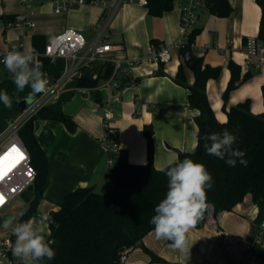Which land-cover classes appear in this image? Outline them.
<instances>
[{
	"label": "crops",
	"instance_id": "0c3cea01",
	"mask_svg": "<svg viewBox=\"0 0 264 264\" xmlns=\"http://www.w3.org/2000/svg\"><path fill=\"white\" fill-rule=\"evenodd\" d=\"M49 1L34 0L32 27L6 26L0 19V48H5L9 40L22 41L25 49L32 48L33 34L44 35L47 43L65 29H73L88 43L98 38L110 42L115 48L105 56L118 58L120 62L118 66L110 60L82 62L75 73L67 74L68 61L58 57L43 70L48 80L43 92L33 93L30 86L19 90L13 84L16 105L19 100L31 97V103L63 112L75 123L74 130H69L57 120L35 118L32 122L34 136L48 159L44 190L34 214L37 217L29 218L37 221L43 213L57 210L64 195L76 188L93 186L99 193L111 188L107 152L100 143L104 133L101 122L104 107L111 111L109 121L116 131L119 151L114 155L125 154L133 164L147 162L146 126L151 133L154 129L153 164L157 169L168 161H177L180 152H192L196 145L193 133L197 132L194 116L198 111L187 106L188 90L174 80L180 65L187 82L191 84L194 79L192 70L183 66L178 49H171V58L166 64L148 60L152 45H171L179 37L180 0H175L172 9L160 16L149 14L144 0H105V6L73 3L58 13ZM229 2L232 12L226 17L208 12L205 3L199 8L195 27L200 31L192 44V52L202 57L204 64L221 68L220 75L206 83L210 106L219 121L226 120L221 110V93L229 78L227 61L230 58L241 66L242 72L251 70L254 74L234 92L230 103L249 97L252 113L263 111L264 59H243V39L257 36L260 7L255 0ZM23 11L19 0H0V15L15 16ZM126 59L136 60L137 64L129 68ZM108 66L111 73L103 77ZM159 69L163 74H156ZM81 75L97 78L96 86H77L76 78ZM5 77L4 65H1L0 83ZM108 79L110 83L106 85ZM3 108L6 119L0 124V132L22 110L13 105L10 108L1 105L0 109ZM12 207L11 204L5 207L0 216L15 215ZM257 213L258 207L250 194L231 210L217 212L215 217L212 205L207 203L204 222L187 234V253L172 249L169 241L156 239L151 230L143 236L141 246L136 244L126 249L124 264H264L253 251L256 246L264 252V215L256 221ZM218 229L238 240L231 245L222 243ZM46 231L50 233L49 227ZM246 242H252V254L246 250Z\"/></svg>",
	"mask_w": 264,
	"mask_h": 264
},
{
	"label": "trees",
	"instance_id": "16d2710c",
	"mask_svg": "<svg viewBox=\"0 0 264 264\" xmlns=\"http://www.w3.org/2000/svg\"><path fill=\"white\" fill-rule=\"evenodd\" d=\"M174 1L144 0L143 5L149 14L160 16L172 9ZM255 1L260 7L256 38L264 47V0ZM204 3L208 12L219 17L229 16L232 12L229 0H204ZM14 17L0 15L3 23L12 21ZM199 31V28L193 27L187 34L185 43L178 49L180 55L192 50V44ZM245 42L244 38L243 43ZM45 44L44 35H32V48L40 54L38 59L43 65L42 71L50 63L47 57L42 56ZM227 68L229 78L221 93V110L226 114V123L215 117L210 106L206 83L213 75L210 72L211 67L203 63L202 57H199L191 69L194 76L191 84L187 82L184 73L177 71L174 80L188 90L187 106L198 113L194 116L197 126L195 149L192 152H180L176 162L185 158L192 159L203 163L211 173L213 186L207 190L206 203L212 205L213 217L221 210H231L246 194H250L253 203L258 207L256 221H259L264 215V83L261 84L263 111L254 114L249 97L234 104L230 103L231 96L241 84L252 78L253 72H242L241 66L231 58L227 61ZM4 70L6 77L0 83V90L7 91L12 98V105L20 110L13 99V82L5 67ZM110 73L111 68L108 66L103 77H108ZM156 74L161 75L163 71L159 69ZM76 84L81 87H93L97 84V78L91 79L81 75L76 78ZM35 118L57 120L69 130L75 128V123L68 115L43 105L19 129V136L29 152L30 162L35 170V179L29 206L21 213L17 223L27 221L35 214L48 171V159L32 129ZM146 129L149 130L146 135V163L133 164L127 161L125 154L115 156L110 153L112 164L108 178L113 186L106 193L97 192L93 186L76 188L64 195L57 210L48 213L50 235L47 240L55 249L56 255L53 260L45 258L41 261L42 264H119L122 250L136 245L146 233L154 229L151 223L155 215L154 208L166 195L168 178L153 164L154 145L151 129L149 126H146ZM225 129L236 136L234 147L245 152L246 166L237 161L235 167H229L224 160L205 152L204 137L215 132L222 133ZM204 220L202 216L196 225H200ZM143 249L151 254L145 246ZM253 251L264 262V252L256 246H253Z\"/></svg>",
	"mask_w": 264,
	"mask_h": 264
},
{
	"label": "built area",
	"instance_id": "2783aa9c",
	"mask_svg": "<svg viewBox=\"0 0 264 264\" xmlns=\"http://www.w3.org/2000/svg\"><path fill=\"white\" fill-rule=\"evenodd\" d=\"M24 7V11L15 15L14 19L6 23V26H15L26 28L34 26L32 20L34 0H19ZM90 3L94 5L105 6V0H50L49 3L55 12H61L67 9L73 3ZM180 35L171 45H152L150 48L149 61L166 64L171 58V49H179L186 41L187 34L195 27L198 16V10L204 6V0H180ZM115 48L106 40L95 39L87 42L82 35L73 29H65L55 37L49 40L44 46L42 56L50 61L54 58H64L68 61L67 74L75 73L80 64L89 63L101 59L110 60L115 66H118L120 60L107 59L106 53ZM11 49L24 50L22 41L9 40L5 48H0V60ZM254 58L256 61L264 59V47L256 37H248L244 43L243 59ZM126 65L132 68L137 64L136 60H125ZM3 65L0 63V66ZM110 79L106 85H109ZM37 104L31 103L25 109H22L15 117L8 121L7 129L0 132V157H3V163L0 165V197L3 202L0 203V212L3 208L20 196L29 185L33 184L35 179V170L30 162L29 152L19 136V129L31 116L38 110ZM112 117L111 111L104 107L102 111L101 122L104 127V133L100 139L101 145L107 152V164L111 166L112 158L110 153L116 154L119 149L116 143V131L110 124ZM112 136V138H110ZM17 224L14 220L7 231L0 235V264L20 263L19 259L12 254V247L15 240L13 228ZM218 236L224 244H234L238 238L222 229H218ZM246 250L251 253L252 242H246ZM252 254V253H251ZM127 258L126 249L122 250L119 257V264H124ZM42 264V262H41Z\"/></svg>",
	"mask_w": 264,
	"mask_h": 264
},
{
	"label": "clouds",
	"instance_id": "9594fccd",
	"mask_svg": "<svg viewBox=\"0 0 264 264\" xmlns=\"http://www.w3.org/2000/svg\"><path fill=\"white\" fill-rule=\"evenodd\" d=\"M39 55L35 48L11 49L0 60L16 89L23 90L30 86L33 93L45 90L48 80L42 71ZM0 102L8 108L13 103L4 90H0ZM204 139V149L208 155L224 160L229 167H235L237 161L247 165L245 152L234 147L237 138L227 129L222 133H211ZM159 171L165 173L168 184L166 195L154 208L155 215L151 219L155 238L171 241L169 247L187 253V234L203 216L207 206V190L213 186V177L203 163L188 158L179 162L168 161ZM49 220V215L43 213L38 221L29 219L15 224L13 233L16 239L12 254L19 259L20 264H41L45 258H55V249L46 239L50 235L46 231Z\"/></svg>",
	"mask_w": 264,
	"mask_h": 264
},
{
	"label": "water",
	"instance_id": "95a60500",
	"mask_svg": "<svg viewBox=\"0 0 264 264\" xmlns=\"http://www.w3.org/2000/svg\"><path fill=\"white\" fill-rule=\"evenodd\" d=\"M199 57L197 55H195L192 50L186 51L183 53L182 55V61H183V66L186 67L187 69H192L196 63L198 62ZM220 70L221 68L219 66L216 67H211L210 72L212 73L213 77H218L220 75ZM178 72L180 74L183 73V68L180 67L178 69ZM32 102V99L29 98H24L21 99L17 102V107L20 109H25L26 107H28L30 105V103ZM148 130H146V134H148ZM32 189H33V185H29L23 192L20 193V198L24 201V202H29L32 198ZM15 220V215L13 214H2L0 216V226L3 228H7L9 226L12 225V223ZM253 230H254V225H253ZM138 246L142 245L141 241L137 242Z\"/></svg>",
	"mask_w": 264,
	"mask_h": 264
},
{
	"label": "rangeland",
	"instance_id": "374dc122",
	"mask_svg": "<svg viewBox=\"0 0 264 264\" xmlns=\"http://www.w3.org/2000/svg\"><path fill=\"white\" fill-rule=\"evenodd\" d=\"M5 111H6L5 108L0 109V124H2L3 121L6 119ZM153 131H154V129L152 128V133H151L152 142L154 141L153 140ZM153 145H154V142H153ZM153 157H154V150H153ZM110 185H111V187L113 186L111 181H110ZM103 192L104 193L107 192L106 189H103ZM29 203H30V201L29 202H24L19 196H17L11 202V205L13 206L12 207V212L16 215V217H15V221L16 222L19 219L21 213L29 206ZM3 209L1 211H3ZM33 216H35V215H33ZM35 217H37V216H35ZM38 218L40 219L39 216H38ZM6 231H7V228H3V227L0 226V235L4 234ZM46 239H48V236H46Z\"/></svg>",
	"mask_w": 264,
	"mask_h": 264
},
{
	"label": "snow or ice",
	"instance_id": "6c2138e0",
	"mask_svg": "<svg viewBox=\"0 0 264 264\" xmlns=\"http://www.w3.org/2000/svg\"><path fill=\"white\" fill-rule=\"evenodd\" d=\"M3 163V157H0V165H2ZM3 202V197H0V203Z\"/></svg>",
	"mask_w": 264,
	"mask_h": 264
}]
</instances>
